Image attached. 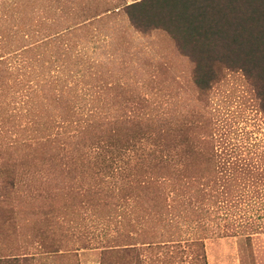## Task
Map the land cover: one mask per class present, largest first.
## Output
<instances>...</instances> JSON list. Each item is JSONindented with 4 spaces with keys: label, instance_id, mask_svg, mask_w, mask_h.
I'll list each match as a JSON object with an SVG mask.
<instances>
[{
    "label": "trees",
    "instance_id": "trees-1",
    "mask_svg": "<svg viewBox=\"0 0 264 264\" xmlns=\"http://www.w3.org/2000/svg\"><path fill=\"white\" fill-rule=\"evenodd\" d=\"M36 1L0 0V77L8 62L1 50L6 47L9 57L23 55L26 66H32L24 76L13 71L14 80L36 78L46 88L56 76L43 78L25 58L43 46L44 39L38 38L44 14L54 16L60 7H41ZM71 2L64 0L63 9H71ZM124 10L136 31H161L174 41L192 64L202 104L178 116L155 118L128 114L120 105V116L91 114L80 121L82 110L75 102L63 91L48 93L46 88L40 112L48 116L29 144L34 158L41 159L8 179L18 199L14 206L23 197L20 176L32 173L29 198L44 199L49 213L53 208L75 212L84 199L96 208L107 207V218L126 228L121 242L105 249L107 264H139L141 247L151 250V259L155 249H178L185 227L193 232L186 240L189 252L196 251L205 264V240L212 236L240 238L252 259H264V0H132ZM74 27L56 29L47 38L56 41ZM231 73H240L250 92L254 120L240 113L248 121L244 126L240 118H217L210 107V93ZM108 85L110 90L118 87ZM99 89L107 91V82ZM94 104L90 102L93 110ZM52 106L62 109L60 120L50 116ZM145 106L134 107L139 111ZM67 125L75 131H64ZM5 167L3 157L0 172ZM41 170L45 176L35 184ZM0 178L1 187L5 179ZM7 199L0 193V203ZM28 260V255L11 254L0 245V264Z\"/></svg>",
    "mask_w": 264,
    "mask_h": 264
},
{
    "label": "rangeland",
    "instance_id": "rangeland-1",
    "mask_svg": "<svg viewBox=\"0 0 264 264\" xmlns=\"http://www.w3.org/2000/svg\"><path fill=\"white\" fill-rule=\"evenodd\" d=\"M130 2L132 0H72L71 9L67 10L62 7H65L64 0L36 1V5L49 4V8L53 3V8L60 7L54 16L51 12L44 14L43 35L37 37L44 39L43 46L28 54L30 58H25L32 60L35 73H42L43 78L56 76L47 89L36 78L27 83L15 81L13 71L20 70L18 73L24 76V71L30 72L32 66H26L23 55H11L10 60L8 48H1L8 62L4 76L0 77V164L1 158L6 159L5 170L0 172L5 179L0 193H5L8 199L0 203V245L3 249L9 248L11 254L28 255L29 260L20 264H107L105 249L117 240L121 242L119 237L126 233L123 224L107 218V207L96 208L87 199L75 206V212L65 213L63 209L53 208L49 213L44 199L32 201L29 198L27 190L34 186L35 180L32 173L20 176L19 192L23 197L19 198L20 205L14 206L18 199L8 179L15 173L31 170L41 159L34 158L29 144H34L32 135L40 134L37 127L48 116L40 112L46 102L45 89L48 93L63 91L65 97L82 110L80 121L91 114L94 118L120 116L124 112L120 105L128 114H149L155 118L178 116L202 104L192 81L191 62L177 51L166 33L136 31L124 10L125 4ZM97 14L100 15L94 17ZM70 25L75 27L58 36L60 39L47 38L56 29L63 30ZM105 82L107 91H102L99 86ZM108 84L118 87L110 90ZM249 95L242 75L228 74L210 93L211 110L220 119L240 118L244 126L248 121L243 117L254 120V112L248 105ZM90 102L95 103V110L91 109ZM136 104L146 106L137 111ZM52 107L50 116L60 120L62 109ZM65 130L75 131L68 125L64 126ZM44 176L45 171L41 170L39 182L35 184L41 183ZM188 229L183 228L178 249H155L153 259L151 250L141 247L139 264H205L196 251L189 252L186 240L193 232ZM262 244L264 248V235ZM204 250L206 264H264V259H252L246 242L237 237L212 236L205 240ZM124 261L127 260L124 258Z\"/></svg>",
    "mask_w": 264,
    "mask_h": 264
}]
</instances>
